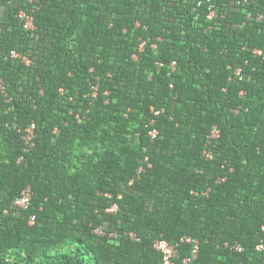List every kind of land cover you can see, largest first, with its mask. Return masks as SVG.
I'll return each instance as SVG.
<instances>
[{
	"label": "trees",
	"instance_id": "1",
	"mask_svg": "<svg viewBox=\"0 0 264 264\" xmlns=\"http://www.w3.org/2000/svg\"><path fill=\"white\" fill-rule=\"evenodd\" d=\"M199 1L0 0V264H162L154 241L184 235L196 264L264 262V0ZM33 121L27 150L14 124Z\"/></svg>",
	"mask_w": 264,
	"mask_h": 264
},
{
	"label": "built area",
	"instance_id": "2",
	"mask_svg": "<svg viewBox=\"0 0 264 264\" xmlns=\"http://www.w3.org/2000/svg\"><path fill=\"white\" fill-rule=\"evenodd\" d=\"M202 2L203 1L200 0L198 2V5H201ZM33 13H34V9H32V8L31 9H21L17 13V17L19 18L22 26L26 30L32 31V30L36 29L35 17H34ZM250 15L251 14L249 13L248 17H250ZM207 19L211 23V25H210L211 28L218 25V21H217L218 20V14L216 13V10L213 8L212 5L209 7ZM257 19L258 20L264 19V11H260L258 13ZM145 43H146V41H143L141 43L140 48H139L140 51L144 50ZM152 47L156 48L157 45L152 44ZM254 53L259 55V56H262L264 58V51L261 48H256L254 50ZM8 56L12 59L19 60L26 65H31L33 63V59L31 58V56L29 54H27L23 51L17 50V49H12ZM133 58L137 60L138 55L134 54ZM159 64L161 65L162 63L159 62ZM176 67H177V61L173 60L171 62L172 70L174 71L176 69ZM234 75L236 77L242 79L243 78L242 69L241 68L236 69L234 71ZM229 79L232 80L233 76H230ZM171 87L173 88V84H171ZM0 88H1L2 92H5V85H4L3 81L0 85ZM92 88H93V95H97L98 86L93 85ZM153 110H154L156 115L160 113L159 110H155V109H153ZM235 112H238V110L236 109ZM152 122H155V120L153 119ZM14 127L19 132L23 133L22 139H24V141L26 143V149L27 150H29L32 146L35 145L34 139L37 136L36 131H35V127H36L35 121H33L25 129H22L17 124H14ZM57 131H58V129L55 130V132H57ZM221 134H222V132H221V129L219 128V126L213 125L210 133L207 136L206 147L203 151V154L205 155L206 158L212 159L214 157V149L213 148L215 147L218 139L221 137ZM149 135L151 136L152 139L156 138L158 135V129L154 128V129L150 130ZM143 169H144L143 167H140L138 172L142 171ZM225 179H226V177H222V176L218 177V181H223ZM33 193L34 192H33L32 185L29 184L28 186H26L22 190L21 194L12 202L11 208L12 209H27L32 202ZM118 209H119V205L117 203H114L110 207H108L106 209V211H108L110 213H117ZM6 212H8V210H6ZM34 221H35V216L32 215L30 222L34 223ZM262 230L264 231V219H263V223H262ZM94 231L99 235L105 234V230H104L103 226H98L97 228H95ZM112 235H116V233H113ZM129 236L133 240H140V237L135 232H129ZM182 243L188 244L191 247V254L189 256L183 258L182 264H196L195 261L197 260V258L199 256L201 241L199 238L192 236V235H184L176 243H171L167 239H165L164 237L157 238L154 241V248L162 255V264H179L178 263V259L180 257L179 247ZM225 245L231 246L234 250L239 251V252L244 250V247H243L242 243H240V242H235L233 244H230L227 241V242H225ZM257 249L259 251L264 252V241H261L257 245ZM147 264H152V263H147ZM262 264H264V262Z\"/></svg>",
	"mask_w": 264,
	"mask_h": 264
}]
</instances>
